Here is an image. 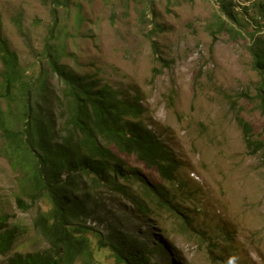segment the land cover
I'll list each match as a JSON object with an SVG mask.
<instances>
[{"label":"rangeland","instance_id":"obj_1","mask_svg":"<svg viewBox=\"0 0 264 264\" xmlns=\"http://www.w3.org/2000/svg\"><path fill=\"white\" fill-rule=\"evenodd\" d=\"M65 1L0 0L1 34L25 76L47 71L49 89L60 93L48 70V45L61 65L97 89L108 85L137 98L141 120L178 163L175 180L166 184L155 169L114 149L127 167L163 189L172 208L158 210L148 201L149 213L140 214L123 196L96 187L87 197L86 225L149 247L164 244L170 254L153 255L157 264H264V113L248 39L258 19L254 4L262 0ZM222 3L233 6L237 20ZM221 20L240 34L212 32ZM241 122L251 130L248 145ZM3 147L0 137V215L21 234L0 264L48 248L33 228L38 210L48 205L17 207L18 173ZM81 180L89 187L88 178ZM132 187L142 198L138 185ZM88 238L94 264H115L110 252L97 249L96 237Z\"/></svg>","mask_w":264,"mask_h":264},{"label":"trees","instance_id":"obj_2","mask_svg":"<svg viewBox=\"0 0 264 264\" xmlns=\"http://www.w3.org/2000/svg\"><path fill=\"white\" fill-rule=\"evenodd\" d=\"M254 5L258 19L253 24L254 32L248 35L252 41L249 52L260 77L259 99L264 113V2ZM221 8L228 18L237 20L240 16L233 14L231 4L222 3ZM211 30L216 34H240L227 29L223 20ZM45 53L48 70L62 86L59 94L49 89L47 71L30 79L25 76L18 55L2 37L0 25V137L4 156L18 173L15 202L20 210L40 202L48 205L47 210H38L33 220V228L48 248L16 253L8 257L6 264H74L79 259L94 264L90 235L97 238L98 250L110 252L115 264H157L153 255L166 258L170 254L164 244L149 247L117 230L102 235L86 225L85 209L90 192L99 187L123 196L140 214L149 213L148 201L158 210H171L172 201L164 196L163 189L149 184L137 169L127 167L113 150L135 156L146 167L155 169L166 184L175 180L178 169L174 153L141 120L137 98L129 99L108 85L97 89L61 65L48 45ZM240 124L248 145L250 127ZM83 177L89 179V187L83 184ZM135 184L142 198L132 192ZM7 222L0 215L2 256L12 251L21 234L19 228L9 227Z\"/></svg>","mask_w":264,"mask_h":264}]
</instances>
